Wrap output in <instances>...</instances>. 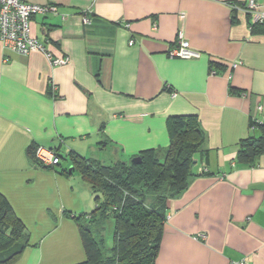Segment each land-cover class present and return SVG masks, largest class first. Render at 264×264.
<instances>
[{"label": "crops", "instance_id": "crops-1", "mask_svg": "<svg viewBox=\"0 0 264 264\" xmlns=\"http://www.w3.org/2000/svg\"><path fill=\"white\" fill-rule=\"evenodd\" d=\"M26 1L57 8L33 15L31 33L69 62L0 41V193L27 235L10 264L84 261L73 215L89 213L94 194L60 159L163 158L172 115L197 116L206 154L165 201L155 264H264V147L253 163L237 160L239 140L260 135L253 120L264 123V33L252 31L264 21L232 6L250 0ZM181 39L200 57L168 56ZM34 146L59 163L37 165Z\"/></svg>", "mask_w": 264, "mask_h": 264}, {"label": "trees", "instance_id": "trees-1", "mask_svg": "<svg viewBox=\"0 0 264 264\" xmlns=\"http://www.w3.org/2000/svg\"><path fill=\"white\" fill-rule=\"evenodd\" d=\"M252 31L264 33V23L253 25ZM167 124L169 141L163 158L150 149L136 155L141 158L138 164L118 160L106 165L69 154L73 170L93 194L102 195L101 200L94 197L89 213L73 215L86 255L76 264H155L166 220L165 201L187 187L194 164L206 154V136L196 115H172ZM252 125L260 135L239 140L238 161L253 163L263 150L264 123L253 120ZM36 147L30 153L37 165L53 168L37 162ZM110 219L113 231L108 245L104 230ZM26 245L25 227L0 193V264L13 262Z\"/></svg>", "mask_w": 264, "mask_h": 264}, {"label": "built area", "instance_id": "built-area-1", "mask_svg": "<svg viewBox=\"0 0 264 264\" xmlns=\"http://www.w3.org/2000/svg\"><path fill=\"white\" fill-rule=\"evenodd\" d=\"M232 6L234 9L244 12L259 11V21H264V6L260 8L255 0H250L242 6ZM57 12V8L51 4H35L26 0H0V41L2 45L20 55H27L32 51H40L53 66L67 64L69 62L67 56H54L47 46L31 33L30 19L33 15L55 14ZM82 21L89 23L90 19L82 17ZM132 43V41H129L130 45ZM200 55V51L191 48L188 41L183 39L168 50V56L170 57L197 59ZM52 91H56L55 86H52ZM35 158L42 166H56L59 163L60 156L52 148L37 146Z\"/></svg>", "mask_w": 264, "mask_h": 264}, {"label": "rangeland", "instance_id": "rangeland-1", "mask_svg": "<svg viewBox=\"0 0 264 264\" xmlns=\"http://www.w3.org/2000/svg\"><path fill=\"white\" fill-rule=\"evenodd\" d=\"M61 160V164L66 168V171H68L69 170V168L72 166L69 162H68V160L67 159H60ZM76 175H79V172H78V170L77 169H72L71 170V174H70V176H76ZM96 195H98L99 197H100V200H101V198H102V195H101V193H97V194H94L93 195V197H92V199L94 200V197L96 196ZM151 199L150 198H148L147 199V202H149ZM29 226L30 227H34V224H29ZM112 220L110 219L108 222H107V224L105 225V230H104V236H105V238H106V240H108V243H109V241L112 239ZM110 244V243H109ZM79 245V244H78Z\"/></svg>", "mask_w": 264, "mask_h": 264}, {"label": "water", "instance_id": "water-1", "mask_svg": "<svg viewBox=\"0 0 264 264\" xmlns=\"http://www.w3.org/2000/svg\"><path fill=\"white\" fill-rule=\"evenodd\" d=\"M131 163L138 164L141 162V158L139 156H134L130 159ZM73 169V166H71L68 170L69 173H71V170Z\"/></svg>", "mask_w": 264, "mask_h": 264}]
</instances>
